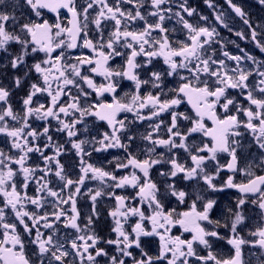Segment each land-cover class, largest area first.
Here are the masks:
<instances>
[{"label": "snow or ice", "instance_id": "1", "mask_svg": "<svg viewBox=\"0 0 264 264\" xmlns=\"http://www.w3.org/2000/svg\"><path fill=\"white\" fill-rule=\"evenodd\" d=\"M36 17H41V12L45 9L56 13V22L50 24L47 20L41 22H28L19 26V33L9 31L6 25L12 21V27L16 25V18L8 14L0 13V50H7V47L15 43L20 46L19 55L11 60L12 68H18L26 64V57L32 54L44 53L45 58L40 62L34 63L29 71L34 70L39 74L40 84L32 83L27 97L23 100V114L13 112L12 106L8 104L9 91L0 87V102L5 107L0 109V134H4L11 138V148L18 150L15 156L8 155L0 150V194L5 198V207L11 208L18 222L23 225V229L28 235H31L35 229V238L31 241L38 247V256L40 264H66V258L70 252L74 259L79 260V264H98V257H109V253L104 248L98 247L101 238L94 232L90 231L92 217H88L87 224L81 228L78 223L79 212L76 208V195L80 194L81 187L85 183V179L99 180L101 184L108 188H98L95 191L89 189L90 199L93 202V211L98 198L107 196L115 201L114 208L109 212L113 219L114 227L112 232L115 233V239L105 241L107 245H114L118 255L109 257V264H126V258L131 259L132 264H158L161 260H166L167 264H189V259L195 257L201 264H240L241 246L246 241L239 236L237 226L242 225L245 217L239 209L245 204L244 199L237 202V211L234 212V219L231 221L232 238L228 243L235 248V257L232 259H217L211 251L206 256H197L194 250V244L198 243L207 249H211L208 237H219L217 231H207L202 222L207 221L209 224L215 223L220 227L219 221H211L209 219V211L213 208L214 201L209 200L203 205V211H197L196 203L193 202L189 211L175 212L165 211L164 205L161 203L162 198H166V193L178 198L179 202H183L187 195L184 191L176 190L174 183H169L164 192L150 178V170L158 164L167 163L170 165L168 172H161L163 177L175 178L183 174L184 179H193L201 177L208 187L215 189L213 184L214 177L205 172L206 160H216L218 153H229L231 162L227 164V169L236 171V155L233 145L235 141L230 138L238 136L240 133L236 131L242 124L238 119V114L246 117V123L243 126L252 130L256 136V143L261 149H264V72L257 70V74L261 77L255 86L256 91L260 93L261 98L253 95V90L249 87L248 79L252 74L241 68L239 65L243 59L252 60L251 56H230L224 52L226 59L234 61L236 68H228L225 60L216 61L209 56L203 58L205 45H209L215 35L214 28L197 27L184 18L185 15L191 17L195 9L187 6V0H181L176 7L179 11L173 12L171 0H148L153 11L147 13V16L156 18L155 23H148L146 16L142 14L141 9L145 7V0H115L114 4H109L108 0H86V4L82 6L81 11H77L75 0H26ZM264 4V0H259ZM228 3L241 18L245 17L242 8L232 4V0ZM122 4L132 5L131 10H125ZM165 5H168L165 7ZM211 7V3L209 2ZM66 9L70 13L71 18L67 21L68 26H62L59 20V10ZM89 10L95 12L91 23L94 24L97 32L100 33L99 40L94 43L88 39L87 29L89 24ZM175 15L183 28L188 32V42L181 43L177 48L172 47V43L168 39V29L163 24L166 17ZM201 19H207L202 17ZM216 19L223 24L220 15ZM134 21H144V27L140 31H129V25ZM112 22L113 30L109 33L107 40L103 37L102 24ZM248 24V20H244ZM227 27V25H225ZM251 28V25L249 24ZM158 31L160 38L156 39L152 36L153 32ZM83 34L82 46L95 54L94 57H77L76 63H67L68 57L65 56V49H74L78 46V38ZM238 35H243L238 33ZM257 33L255 29L251 31V38L256 41ZM123 42V48L129 50L127 54L126 64L122 70H114L108 67L110 59L116 56L124 55L117 51V46ZM258 46L264 50V45ZM147 46V49H146ZM59 49V52L57 50ZM107 50V51H105ZM53 53H56L54 56ZM139 56L147 58V62L151 63L154 57H163L164 62L169 66V75L176 73L178 69H185L189 72V76L181 77L184 81L176 90L175 98L161 101L159 95L153 96L149 93L145 97L139 94L142 85L148 84V80H141L136 74V69L141 65L136 63ZM180 58L179 63L175 59ZM255 63V61H254ZM88 65L90 72L103 76L105 83L97 85L89 76L81 75L83 66ZM191 66V67H190ZM215 66V67H213ZM27 75V72H25ZM205 75L214 78L212 87H209L207 79L201 80L200 77ZM124 77L135 83V94L128 97L127 102H121L116 99L117 82L114 78ZM86 84L92 89L97 96H103L105 93L111 94L112 102L104 103H86L81 105V97H87L88 92L84 91L77 83ZM153 87H159L161 75L158 72H152L150 76ZM16 86H20L21 78L15 79ZM70 86L76 87L80 95L72 96ZM228 89H240L241 94L246 92V99L249 106H243L235 103L234 99L227 96ZM37 94H46L50 98V103L37 104L33 107V98ZM69 96L71 102L61 103V98ZM182 98H186L195 111V119H192V126L185 131H181L178 126V119L189 120L190 117L183 113L177 114L175 111L171 114L170 126H166L168 133L167 139L159 138L160 123L152 127V131L143 136V139L150 145L144 149L145 158L138 159L127 153V160L118 161L117 169H129L132 171L128 175L117 176L112 172L103 168L95 167L90 163L84 162L85 156H90L91 152L85 150L86 144H98L99 147L94 151L101 152L108 149H127L130 143L121 141V134L125 130V123L117 116L122 112H135L140 120L151 119L157 117L160 113L174 109L182 103ZM223 99V103L221 100ZM222 112L217 113V107ZM230 106L235 108L236 114H229ZM149 108L151 116L145 117L141 115L143 109ZM253 108L255 110H253ZM61 115L66 119H61ZM35 117L40 120L47 121L49 118L58 122V132H65L71 142V147L76 150L77 155L81 159V175L77 180H72L64 174V167L60 163L59 157L63 152V145L54 144L52 136L49 135V127H43L42 132L31 129L29 118ZM85 117H94L96 120L105 121L110 131L102 132L100 139L89 141L85 139L73 140L78 136L77 125L84 123ZM20 124L19 127H9L8 119ZM211 122L209 127L205 121ZM253 121H256L254 123ZM162 123V122H161ZM27 129V131H26ZM85 131L87 126L85 125ZM195 133L202 134L203 137L209 138V142H201V145L189 144V137ZM40 136L46 138L47 143L42 149L39 145L33 143ZM31 141L30 142V139ZM129 142L134 138L127 137ZM177 141H179L177 143ZM53 148V155H45L44 149ZM158 147H163L170 154L165 159L164 154L156 153ZM173 149H183L189 154L191 167L186 163H181L176 155H172ZM38 153L44 162V167L28 166L29 154ZM207 153V155H203ZM155 156V158H153ZM218 164V162H217ZM13 165L18 166L16 169ZM53 165L54 169L53 170ZM222 166L217 167L216 173L219 174ZM43 172L44 175L38 179L35 174ZM139 173V174H138ZM49 174L54 175L63 186L60 192L54 191L49 187ZM250 177L252 173H247ZM22 177L20 181V190L17 189V176ZM35 180L37 191H47L48 196L53 197L57 201V206L51 214L45 213L39 215L34 212L25 210V205L31 204L36 208H41L42 198L40 196L30 197L27 195L26 189L29 182ZM111 182V183H109ZM226 187L237 188L243 194L259 193V207L264 209V176H255L249 179L247 184L233 183V178L228 177ZM66 197L65 189H73ZM132 188L135 189L133 197L118 195L117 189ZM159 197V198H158ZM138 200L140 206H133V201ZM255 202V201H254ZM70 205L72 215L63 209V205ZM151 210L150 215H145L142 210L143 205ZM5 216L4 208H0V226L3 227V238L0 239V264H30L29 259L25 256V244L21 235L16 231V225L12 223H3ZM65 227L75 229L77 236L70 241V249H65L64 243L60 242L56 231V223L61 222ZM130 217H138L139 220L131 229V233L125 230L124 225ZM175 217V219H174ZM27 218L31 222V227L25 222ZM147 220L151 224V231H147L144 227V221ZM37 225H41L44 229L50 230L51 234L45 235L41 232ZM176 225L182 227L184 232L192 233L191 239H181L180 236H172L171 230ZM225 224L223 227H228ZM84 233V234H80ZM157 236L160 241L159 254L155 257L149 255L141 248V236ZM257 237L255 244L264 248V227L258 228L251 233ZM141 248L140 258L133 256L130 249Z\"/></svg>", "mask_w": 264, "mask_h": 264}, {"label": "flooded vegetation", "instance_id": "2", "mask_svg": "<svg viewBox=\"0 0 264 264\" xmlns=\"http://www.w3.org/2000/svg\"><path fill=\"white\" fill-rule=\"evenodd\" d=\"M10 1L12 8L4 9L1 8L0 12L14 16L16 18V25L12 27V21H9L6 27L9 31H15L19 33V26L23 23L41 22V20H47L50 24L56 22V13L50 10H43L41 12V17L38 18L33 13L30 6L27 4L26 0H5ZM109 4H114L115 0H108ZM181 0H171L173 12L179 11L176 7ZM211 3V7L209 6ZM77 11L82 10V6L86 4V0H75ZM232 4L237 5L242 8L245 13V17L241 18L232 9L228 0H187V6L189 8H194V14L189 17L184 16L189 23H192L197 27H208L209 29L214 28L216 35L213 41L209 45H205V52L203 58H208L211 56L212 59L219 61L225 60V64L228 68H236L237 65L234 61L228 60L224 57L223 53L227 52L230 56H241L247 57L251 56L253 59H243L240 63V67L246 71L251 72L249 76L248 84L253 90V95L257 98H261L260 93L256 91V85L258 84L261 77L257 74V70L264 72V50L258 46L256 41H259L260 45H264V4H261L259 0H232ZM168 5H165L167 7ZM121 7L125 10H131L132 5L122 4ZM142 14L146 16L148 23H155L156 18L147 16V13L153 11L148 0H145V7L141 9ZM220 15L223 19V24L216 19V16ZM95 12L89 10V24L87 29L88 39L96 43L100 38V33L97 32L93 23H91ZM206 17L207 19H201ZM71 18L70 14L66 11L59 12V20L62 26H68L67 21ZM248 20V24H245L244 20ZM251 25V28L249 27ZM227 25V27H225ZM163 26L168 29L166 33L168 35L169 41L172 43L173 48H177L179 44L188 42V32L183 28L182 24L175 15L171 17H166ZM103 37L107 40L109 33L113 30L112 22L107 24H102ZM144 27V21H134L129 25V31H140ZM255 29L257 33L256 41L251 38V31ZM242 33L243 35H238ZM152 36L156 39L160 38V33L158 31L153 32ZM83 34L78 38V46L74 49H65V56L68 57L67 63H76V58L80 57H94L95 54L91 49L82 46ZM123 42L121 45L117 46L116 50L124 53V55L116 56L109 60L108 67L114 70H122L126 64L127 54L129 50L123 48ZM147 49V46H146ZM107 51V50H105ZM59 52V49L57 50ZM20 46L12 43L7 47V50H0V87H4L9 91L8 104L12 106L13 112L22 115L23 114V100L27 97L30 86L32 83L40 84L39 74L35 73L34 70L29 71L34 63L40 62L45 58L44 53L32 54L26 57V64L21 65L18 68H12L11 60L19 55ZM55 56L56 53H53ZM179 63L180 58H175ZM255 61V63H254ZM136 63L140 64L141 67L136 69V74L141 80H148L149 83L142 85L139 94L141 97L147 96L151 93L153 96L159 95L160 100H170L175 98V90L184 81L181 77L189 76V72L185 69H178L176 73L169 75V66L164 62L163 57L152 58L151 63L147 62V58L139 56L136 59ZM90 67L85 65L81 69V75L89 76L93 79L97 85L105 83L104 77L90 72ZM191 67V66H190ZM215 67V66H213ZM27 72V75H25ZM152 72H158L161 75V80L158 82L159 87H153L150 76ZM17 77L21 78L20 86H16L15 79ZM201 80L207 79L209 87L213 86L214 78H209L205 75L200 77ZM114 82H117L116 99L121 100V102H127L128 97L135 94V83L124 77L114 78ZM77 83L84 91L88 92L89 95L81 97V105L86 103H111V94L105 93L103 96H97L96 93L87 87L86 84L80 82L77 78ZM70 92L72 96H78L76 87L70 86ZM246 92L241 94L240 89H228L227 96L230 99H234L235 103L247 108L249 106L246 99ZM128 94V97L125 96ZM70 97L64 96L61 98L62 104L70 103ZM45 104L47 106L50 103V98L46 94H37L33 98V107L37 104ZM223 103V99L221 100ZM5 107L3 102H0V109ZM253 110H255L253 108ZM175 111L177 114L183 113L184 115L190 117L189 120L178 119L177 123L180 130L183 132L187 128L192 126V119H195V111L191 104L188 103L186 98H182V103L176 106L174 109H169L168 111L162 112L157 117H151V119L140 120L137 118L135 112H122L117 116V119H122L125 123V130L121 134V141L123 143H130V147L126 150L124 149H108L107 151L97 152L94 148L99 147L98 144H86L85 150L91 152L90 156L84 157L85 163H90L95 167L103 168L106 171L112 172L115 175L123 176L128 175L132 169H117L116 163L118 161L127 160V153L131 152L132 155L136 156L138 159H144V149L149 147L147 141L143 139V136L147 135L148 132L152 131V127L160 123V131L158 134L159 138L167 139L168 133L166 131V126H170L171 114ZM219 114L222 109L218 106L216 109ZM229 114H236L235 108L230 106ZM141 115L145 117L151 116V110L145 108L142 110ZM61 119H66L61 115ZM238 119L242 122L241 126L236 130L240 134L238 136L230 138V143L232 140L235 141L233 147L235 148L236 155V171H230L227 169V164L231 162V155L229 153H218L216 160H206L204 168L205 172L214 177L213 184L216 186L215 189L208 187L201 177H196L193 179H184L183 174L178 175L175 178L163 177L160 175L161 172H168L170 170V165L167 163H162L155 165L150 170V178L153 182L157 184L161 192H164L167 184L174 183L176 190L184 191L187 193L185 200L181 203L178 198L172 196L170 193H166V198L161 199V203L164 205L165 211H175L177 213L189 211L190 206L193 202L196 203L197 211H203V205L207 201H214L213 208L209 211V219L213 222L219 221L220 227H217L215 223L209 224L207 221L202 222V226L207 231H217L219 237H208L211 249L205 248L203 245L198 243L194 244V250L197 256H206L208 251H211L217 259L225 260L232 259L235 257V248L233 245L228 243V240L232 238L231 232V221L234 219V212L237 211V202L240 199L245 200V204L239 209L245 217L242 225L237 226V232L240 237H242L246 243L241 246L240 264H264V248H261L258 244H255L257 237L251 235L252 232L256 231L260 227H264V209L259 207V193H249L243 194L237 188L226 187V182L228 177L233 178V183L236 184H247L249 179L255 176H264V149H261L256 143V136L253 134L252 130L246 129L243 123H246V117L241 113L238 114ZM162 122V123H161ZM256 123V121H253ZM205 123L211 127L210 121H205ZM29 124L31 129L37 132H42L43 127H49V135L52 136V142L54 144L63 145V152L59 157L60 163L64 167V174L71 178L72 180H77L81 175V159L77 155L76 150L71 147V142L67 137L65 132H58L56 129L59 127L57 121L49 118L47 121L40 120L35 117L29 118ZM9 127H19L20 124L8 119ZM85 125L87 126V131H85ZM78 136L72 138L73 140H93L100 139V134L102 132L110 131L107 123L105 121L96 120L94 117H85L84 123L77 125ZM27 131V129H26ZM133 137L134 139L129 142L127 137ZM30 142L31 141V138ZM11 138L4 134H0V150L4 151L8 155L15 156L18 150L11 148ZM179 141H177L178 143ZM189 144L201 145V142H209V138L203 137L200 133H195L189 137ZM33 143L39 145L42 149L47 143L45 137L40 136ZM54 149L49 147L44 149L45 155H53ZM156 153L164 154L165 159L170 155L167 150L163 147H158ZM172 155H176L181 163H186L188 167H191V161L189 154L183 149H173ZM207 155V153H203ZM155 158V156L153 157ZM218 162V164H217ZM222 166L219 174L217 175V167ZM28 166L40 168L44 167V162L38 153H30ZM18 166L13 165L16 169ZM53 170L54 165H53ZM251 172L250 177L247 173ZM139 174V173H138ZM44 175L43 172H37L35 174L38 179L40 176ZM91 174L89 178L85 179L84 185L81 187L80 194L76 195V208L79 212L78 223L81 228H84L87 224L88 217H92V224L90 226V231L94 232L97 236L101 238L98 247L104 248L105 251L109 253V257L112 255H118L115 250L114 245H107L105 243L108 239H115V233L112 232L114 227L113 219L109 215V212L114 208L115 201L110 197L104 196L98 198L95 204V211H93V202L90 199L89 189L95 191L98 188H103L104 191H108V188L103 186L99 180L91 179ZM17 189L20 190V181L22 177L17 176ZM49 187L57 192L61 191L63 186V181H60L57 177L52 174L48 176ZM111 183V182H109ZM37 184L35 180L29 182L28 188L26 189L27 195L30 197L40 196L42 198L43 206L41 208H36V206L27 204L25 205V210L29 212H34L39 215H44L45 213L51 214L57 206V201L55 198L48 196L47 191L38 192ZM264 188V186H262ZM73 189H65L64 195L69 192H73ZM135 189L125 188L117 189L118 195H124L127 197H133L135 194ZM159 198V197H158ZM255 201V202H254ZM133 206H140L138 200L132 202ZM0 208H4L5 216L3 223H12L16 225V231L21 235V238L25 244V256L29 259L30 264H40V258L38 256V247L31 241L35 238V229L31 235H28L23 229V225L18 222L14 211L5 207V198L0 194ZM63 209L68 213L69 216L72 215L71 206L66 204L63 205ZM142 210L145 215H150L151 210L147 205L142 206ZM175 219V217H174ZM64 218H61V222L56 223V231L61 243H64L65 249H70V241L75 239L77 232L75 229L65 227L63 224ZM138 217H130L128 222L124 225L125 230L131 233L132 227L138 222ZM25 222L31 227V222L25 218ZM144 227L147 231H151V224L149 221L145 220ZM229 225L228 227H223V225ZM41 232L45 235L51 234L50 230L44 229L41 225H37ZM4 229L0 226V239L3 238ZM84 234V233H80ZM172 236H180L181 239H191L192 233L184 232L182 227L176 225L172 228ZM141 248L147 252L149 255L155 257L159 254L160 241L159 237L153 236H141L140 238ZM141 248L130 249L133 252V256L140 258ZM109 257H98V264H109ZM47 264V261H45ZM66 264H79L78 259H74L71 252L66 258ZM126 264H132L131 259L126 258ZM158 264H167L166 260H161ZM189 264H201L199 260L195 257L189 259ZM209 264H212L210 261Z\"/></svg>", "mask_w": 264, "mask_h": 264}, {"label": "rangeland", "instance_id": "3", "mask_svg": "<svg viewBox=\"0 0 264 264\" xmlns=\"http://www.w3.org/2000/svg\"><path fill=\"white\" fill-rule=\"evenodd\" d=\"M0 4H4V7H3L4 9L12 8L10 1L0 0Z\"/></svg>", "mask_w": 264, "mask_h": 264}]
</instances>
